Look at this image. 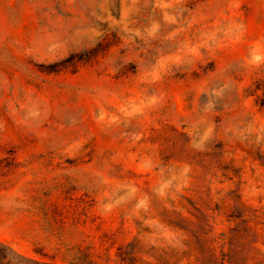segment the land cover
<instances>
[{"label":"rangeland","instance_id":"1","mask_svg":"<svg viewBox=\"0 0 264 264\" xmlns=\"http://www.w3.org/2000/svg\"><path fill=\"white\" fill-rule=\"evenodd\" d=\"M0 243L264 264V0H0Z\"/></svg>","mask_w":264,"mask_h":264},{"label":"trees","instance_id":"2","mask_svg":"<svg viewBox=\"0 0 264 264\" xmlns=\"http://www.w3.org/2000/svg\"><path fill=\"white\" fill-rule=\"evenodd\" d=\"M0 264H57L53 261H42L26 256L7 244L0 243Z\"/></svg>","mask_w":264,"mask_h":264}]
</instances>
